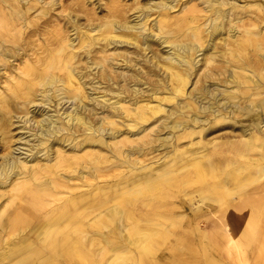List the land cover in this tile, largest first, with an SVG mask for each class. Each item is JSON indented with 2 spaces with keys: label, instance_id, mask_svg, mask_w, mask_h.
<instances>
[{
  "label": "bare ground",
  "instance_id": "bare-ground-1",
  "mask_svg": "<svg viewBox=\"0 0 264 264\" xmlns=\"http://www.w3.org/2000/svg\"><path fill=\"white\" fill-rule=\"evenodd\" d=\"M2 1L8 3L6 0ZM21 1L29 0H16L17 5L10 6L11 11L0 12V26L8 25V34L12 37L17 35L11 31L17 24H20L18 29L26 24L24 23L25 11L21 9ZM35 1L40 2L42 0ZM109 1L116 4L119 0ZM178 1H181V3L176 14L178 15L179 12L182 14L171 18L174 15L171 16L167 11L174 10L175 3ZM242 1L145 0L142 5L136 6L137 8L135 9H137L138 13L134 14L135 16L130 19L125 17L124 6L121 10V7H116L117 5L113 7L114 4L112 3L111 6L113 8L109 9V6H105L108 14L106 13L98 22L94 20L96 23L92 21V24L84 25L87 26L84 30H77L78 21L72 15L69 16V19L74 21L72 29L76 30V35L72 37L71 34L68 37L56 35L54 42L56 41L57 43H54L56 45L51 48L47 47L41 51L31 50L29 52L27 47L16 44L14 47L10 46L12 39H2L0 41V64H3L1 65L2 70L0 67V83H4L1 87L3 89L0 91V107L4 109L0 115V197L4 196V200L6 199L5 202L2 200L3 203L0 204V226L3 223V215L7 208L12 204H16L17 198L24 202H19L18 206H32L36 212L44 213L46 215L44 221L47 220L43 229L34 235L32 232L27 231L13 235L12 246L0 254V264H41L45 262L61 264V257H65L70 261L76 254V257L79 256L81 262L83 259L88 260L89 258L90 260L94 255H90L91 257L87 258L84 255L88 251L83 254L82 251L85 249H81V255L85 258L81 257L79 251L82 246L79 248L77 244L80 242L79 240L77 241L79 237L81 239L87 237V232L82 230L85 226L83 227L82 224L81 227L83 228L81 229L80 225H75V223L81 222V219L77 222L74 219L76 215H72L73 218L61 221L60 217L55 218V215H50L54 218L48 217L49 213H52L59 206L65 204L67 200L71 199L67 195L66 199H63L62 194H66L68 190V194L75 190L80 192L89 189L92 192L95 189L113 190L119 188L118 184L123 183L119 180L114 181L115 179L110 182V177L119 175L122 178L131 170L130 173L132 175H141L143 154L157 152L156 155H153L157 162V171L155 172L158 173V177L155 178L157 181L169 178L172 172L175 171L172 169L168 172L170 166L168 162L173 160L176 155L181 157V161L182 158H189L192 165L199 163L202 165L204 162H201L203 161L201 159L207 157L206 160L210 159L208 170L199 165V171L196 170V174L197 172L200 173L199 178H203L206 181L208 177L205 178V176H210L215 172L213 163L218 164L216 157L224 154L222 153L223 150H233L234 157L235 155L242 157L254 145L264 147V121H257L259 118L262 119L264 117V83H262V79H264V26H260V23L256 21L258 19L264 22V16L251 11L255 15V19L252 20L250 13L251 16H245L244 14L252 10V8L258 12L264 11V2L260 0L252 2ZM43 2L49 4V6L55 7L56 5L55 0H43ZM117 4L121 5L122 2ZM136 5H138V2ZM125 6L127 5L125 4ZM30 8L28 7L27 9ZM152 10H156L158 13L149 24L150 11ZM130 11L132 12L133 10ZM6 13L10 15L6 16ZM38 13L47 14L46 9L43 7L38 10ZM71 14L73 13L71 12ZM84 26L82 25V27ZM4 42L11 43L5 45ZM122 42L125 45H120ZM152 43L166 48L163 50L160 48L161 51L159 52L161 53L149 52L150 55L148 56L146 50H151L150 46ZM126 44H135L134 49H128ZM250 50L260 57L258 61H254L257 66L245 61L247 58H249L248 60L257 59V57L251 58L249 55ZM18 58L20 60L15 63V59ZM218 58L221 59L219 61L221 63L215 64ZM125 68L126 73H124ZM219 74H224V77H220ZM140 84L145 86L141 87L139 86ZM191 84L192 86L189 89ZM91 88L93 92L90 93L88 90H91ZM94 93L95 96H90V94ZM66 102H69V104L64 105ZM238 122L242 123L237 124ZM226 127L230 128V130L240 131L241 136L229 140H226V136L224 137L225 140L222 139V136L217 138L216 134L212 138L208 137L210 133L223 128L226 129ZM226 130L228 131V129ZM194 134L196 136L193 138ZM226 135L230 134L227 133ZM231 136L233 135L231 134ZM204 137L205 139L202 140ZM185 138H188L187 141L192 138L189 142L192 147L193 143H199L196 145V147L200 145L199 148L197 147L199 150H193L192 148L193 151L191 153L189 144L185 146L182 141ZM105 149L107 150L105 151ZM186 153L188 154L185 157ZM261 157L264 156H257V159ZM244 158H247V156H244ZM175 159L177 158L175 157ZM108 160H110L109 165L99 164ZM241 160L244 162L243 159ZM223 162H226V164L230 163L229 160H224ZM192 165L190 164V166ZM235 165L238 167L237 164ZM111 166H113L111 168L112 171L109 172L108 169L106 171L105 168ZM219 171L217 173L218 177L224 174H219ZM249 172L251 171L249 170ZM154 175H150L148 179L151 181ZM234 177L236 178V175ZM262 177H264V165L260 167L258 175L251 181L262 179ZM189 178L191 180V177ZM130 179L132 178L130 177ZM130 179L128 178L127 181ZM195 179L194 181L197 182L198 179ZM141 180L143 181L142 178ZM141 180L135 183L136 186L142 182ZM177 180L179 179L177 178ZM108 182L110 183L108 184ZM224 182L226 180L223 181V185H225ZM197 183L199 184V182ZM213 183H215V180ZM255 183L254 189H256ZM210 184L212 183L210 182ZM205 185L208 186V182ZM242 185L241 183L240 186ZM61 186H65L66 190L60 189L59 187ZM133 186H131V189ZM164 186L168 188L166 185ZM121 188H124V186H121ZM128 189L125 187L123 192H128ZM237 189H243V187L236 188L235 186L234 192L228 191V193L241 195ZM262 190L264 189L260 191ZM117 191H113V196L116 197L117 201H112V195L107 196V191L105 196L103 195L104 197L99 198L102 208L97 212H93L94 214L91 213L93 214L92 216L87 215L85 217L86 219L91 216L87 218L89 224L102 226L109 232L112 231L110 225L113 222L116 228L124 226L123 215H126V213L123 208V202L120 200V197H123V195L120 196L123 192L122 190ZM241 191L243 192V190ZM98 192L95 191L94 193ZM250 192L249 190V197L255 194L254 192L250 195ZM262 192H257L258 196L261 195L260 198L264 195ZM217 193H220V191ZM217 193H215V196ZM234 195L231 198H234ZM222 197L220 196L219 199L221 200ZM239 197L238 199L241 200L242 195ZM253 198L255 201L254 196ZM85 199L87 200V198ZM238 199L236 198L235 201ZM74 200L69 201V203L72 202L73 205ZM248 200L246 199L244 203L249 202ZM260 201L261 199L259 200L258 197L256 203H252L258 205ZM133 202L135 203V201ZM85 204L88 205V202ZM92 204L93 202L88 206L91 207L90 205ZM95 204L98 205V202ZM231 204L230 207L233 208L236 206L241 209L245 206L234 204L231 206ZM74 205L76 204L74 203ZM84 207L82 206V208ZM94 207L97 208L96 206ZM94 207L92 205L91 210L86 208V212L88 210L90 212L94 211ZM65 208L67 209L68 207ZM73 208L76 210L82 209L81 207L77 209L75 206ZM27 211L24 213H27ZM57 211L59 212L61 209L59 210L58 208ZM81 211L83 210H80V214ZM131 211L133 212L134 210ZM136 211L138 210L135 209V213ZM239 211L238 213H240ZM246 216H249V214ZM15 220L18 219L15 218ZM165 220L167 221V218ZM254 220L256 219L254 218ZM168 222L170 223V221ZM131 224V226H126L125 228L127 231L125 230L126 233L125 235L123 234L125 236L124 239L128 243H136L135 246L138 248L139 256L141 254L147 255H141L139 259L135 258L134 251L129 248L130 245L127 247L121 241L110 240L109 232L106 235L107 233L105 234L97 228L91 231L90 235L92 238H89L99 243L96 252L102 261L107 259L109 264L153 263V261H146L145 259L148 255L153 257L155 254L152 250H149L150 248L152 249L153 239L155 238L152 233L153 229L141 227L138 221H133ZM131 236H134L136 240H133L134 238L132 239ZM187 236L185 239L188 238ZM31 237L34 239L31 240ZM232 239H234V235ZM253 240L244 242V245L248 246L251 242L249 247L256 249L259 242ZM213 242H216V240ZM213 242L212 245H214ZM88 243L90 244V242ZM235 243L240 258L245 264L250 256L247 255L246 249L237 244V241ZM224 245L226 244L224 243ZM154 247L158 248L155 245ZM89 249L92 248L90 247ZM192 250L195 249L192 248ZM261 252V254H255V257H257L255 260L264 263V250ZM106 255L107 258L105 257ZM168 259L169 257L162 254L154 262L155 264L175 263L174 260L170 262ZM96 262L98 263L99 261L96 260L93 264ZM176 262L178 264L186 263L179 260ZM103 263L106 264L105 261Z\"/></svg>",
  "mask_w": 264,
  "mask_h": 264
},
{
  "label": "rangeland",
  "instance_id": "rangeland-1",
  "mask_svg": "<svg viewBox=\"0 0 264 264\" xmlns=\"http://www.w3.org/2000/svg\"><path fill=\"white\" fill-rule=\"evenodd\" d=\"M6 1L8 3L0 0V12H6V11L9 12V11H11L10 6L17 5L16 0H6ZM98 1L99 0H55V4H56V5L54 4L55 7L54 6H49V4L44 3L43 0L40 1V2H36L35 0L21 1V5H22L21 9L25 11V15H24L25 22L24 23H26V24H24L22 26V28H20V29H18L19 26H20V24H17L11 30V31L14 32V33L12 32L13 34H17L14 37H12V36H10L8 34V31H9V29L7 28V27H9L8 25L0 26V29L2 30L0 32V41L2 39H5V40H11L12 39V41H11L12 43L11 42H4L5 45L11 43L10 46H12V47H14L15 44L18 45V46L27 47V48H29V52H31V50L41 51L42 49H45L47 47H50L51 48L52 46H55L56 45V44H54V43H57L56 41L54 42V38L56 37V35L57 36H65V37H68V35H70V34H71V37L76 35V30L72 29V26L74 25V21L71 20V19H69V16H71V15L74 17V19L76 21H78V23H77V26H78L77 30H84V29L87 28V26L89 24H92V21H93V23H96V22H98L100 20V18L104 17V15H106V13L108 14V10L105 8V6H107V7L109 6L108 7L109 9L110 8H113L115 5H117L116 7H119V8L121 7V10L124 8L123 11H125V17H127L128 19H130V18H133L136 15V13H138L137 12V9H135V8H137L139 6V4L142 5V3L145 0H138V1L137 0H119L117 3L122 2L121 5L120 4H117V3L115 4V3H113V2H111L109 0H100L99 2ZM131 1L134 2V3H132ZM240 1H242V0H240ZM244 1L245 2L246 1L252 2L254 0H243L242 2H244ZM256 1H259V0H256ZM260 1L264 2V0H260ZM109 2L111 3L110 5H109ZM137 2H138V5H136ZM112 3L114 4L113 7L111 6ZM124 3L127 6H125ZM180 3H181V1L176 2L175 3L176 5L173 8L174 10L167 11L168 14H170L171 16L174 15L171 18H174L175 16H179V15L182 14L181 12H179L180 14L178 13V15L176 14L177 13L178 6L180 5ZM18 5H19V3H18ZM128 5H129V8H128ZM28 7H31V8L30 9H27ZM42 7L46 9L47 14L44 15V14L38 13V10L40 8H42ZM129 9L130 10H133V11L131 12ZM134 10H136V11H134ZM164 10L166 11V9H164ZM68 11H70V12L68 13ZM251 11L253 13H255V14L260 13V16H264V11L258 12L256 10H254V8H252V10L248 11L247 13H244L245 16H251L252 15V18H251L252 20L255 19V15L252 14ZM71 12L73 14H71ZM160 12H161V10H160ZM157 13H158V11H156V10L150 11V15L151 16L149 17L150 18L149 19V24L154 20V18L156 17ZM6 14H7L6 16H9L10 15L9 13H6ZM90 17H91V19H90ZM94 20L96 22H94ZM256 21H258L260 23L259 24L260 26H264V22H261L258 19ZM78 24H80V25H78ZM82 25L83 26L84 25H87V26L82 27ZM51 27H52V29H51ZM54 27L55 28L57 27V28L55 29ZM19 30H21V31H19ZM50 38H52V39H50ZM76 41H77V38H76ZM76 41H75V43H76ZM31 44H32V46H31ZM48 44H49V46H48ZM120 45H125V43L122 42ZM126 45L128 46V49H134V46H135V44H133V45L132 44H126ZM160 48L163 50L166 47L162 48L161 45H158L156 43H152L151 46H150V49L151 50L150 51H148V49L146 50L147 51V55L149 56L152 51L153 52H156V53H161V52H159V51H161ZM155 49H157V50H155ZM249 49H250V47H249ZM250 51L251 52H250L249 55L251 56V58L252 57H255V58L257 57V59L252 58L253 60H248L249 58H247L245 61L247 63L251 64V65L257 66L256 64H254V61H258L260 59V57L259 56H256L252 50H250ZM128 55H130V54H128ZM19 60H20L19 58L18 59H15L14 62L16 63ZM219 61H221V59L218 58V60H216L215 64L216 63L217 64L221 63ZM1 65H3V64H0V67H1ZM124 65H123V67H124ZM138 67H139V65H138ZM2 69L3 68L1 67V70ZM124 70H125V72H124ZM124 70H122V71L124 73H126V68ZM129 73H130V71H129ZM219 76L223 78L224 77V74H219ZM1 83H0V91H2L3 88H1V87L4 84L3 82H1ZM262 83H264V79H262ZM139 86L143 87L145 85L144 84L143 85L140 84ZM191 86H192V84L189 86V89H190ZM88 91L91 93V92H93V89L91 88V90H88ZM90 96H92V97L95 96V93L94 94H90ZM95 102H97V101H95ZM67 104H69V102H66L64 105H67ZM3 111H4V109L2 107H0V115H1V113ZM261 120L264 121V117H262V119L259 118L257 121L259 122ZM244 121H246V120H244ZM241 123L242 122H238L237 124H241ZM223 129H220V130H217L216 132L214 131V132L210 133L208 135V137L209 138H212L216 134L217 138H221V136H222V139L223 140H225V138H226V140H229L231 138H237V137H240L241 136V133L238 130H236V131H238V132H236L235 129H232L231 128L232 130H230V128H227V127H226V129H228V131L225 128H223ZM221 131H222V133H221ZM235 132H236V134H235ZM227 133L230 134V135H226ZM221 134H223V135H221ZM231 134L233 136H231ZM195 136L196 135L194 134L193 135V138ZM204 139H205V137L202 140H204ZM187 140H188V138H185L184 140H182L185 143V146H186V144L187 145L189 144V142H190V140H192V138L189 139V141H187ZM198 144L199 143H197V144L196 143H193L192 144L193 147L191 146V144L188 145L189 146V150L191 149L190 150L191 153H192L193 150H197V151L199 150L198 148L200 147V145H199V147L197 146L198 148L196 147V145H198ZM253 147H255V149H253ZM192 148H193V150H192ZM106 150L107 149H105V151ZM248 150L249 151H247L246 154L244 155L245 157L247 156V158H244V156L240 157V155H235V157H234V151L233 150H230V151L229 150H223L222 153H224V154H220L219 156H217L216 157L217 159L215 158L216 161L218 162V164L213 163V166L215 165V167H214V171L215 172H213L212 175H210V176L209 175H206L205 178L208 177L207 178L208 180H206V181H204L203 178H199L200 177L199 176L200 173L197 172V174H196V170L199 171L198 170V165L200 167L204 168L205 170H208V167L210 165V163H209V160L210 159H207L206 160L207 157L206 158L203 157L201 159L203 161L200 160L201 162H204V163H202L203 166L201 165V163H199L197 165L196 164H193L195 166L194 167L192 165L191 160H189V158H182V161H181V157H178L176 155L175 157L177 159H175V157H174L173 160H171V161L169 160V162H168V164L170 163V166H172V167L169 166L168 172H170L172 169L175 170V171L172 172V175L169 178H166V179L161 180V181H157V179H155V178L158 177V173H155L157 171L156 170L157 162L155 161L156 158L155 157L153 158V155H156L157 152H154L152 154H143L142 155V156H144L143 157V162H142L143 164H142V168L140 170L141 173H142L141 175H136V174L135 175H132L130 173L132 171L131 170V171H128V173H126V175L124 177H122V178H121V176L119 177V175H115L114 176L115 178L114 177H110L111 178L110 182H113L112 180L115 179L114 181H118L119 180V181H122L123 184L120 183V184H118L119 188H116V189H113V190L112 189H108V190H106L107 192L104 189H99V190H96L95 189V190H93L94 192L95 191L96 192L100 191V192H98V193L95 194L94 192H92L91 189L85 190V191L82 189L83 190L82 192H80L79 190H77V191L75 190V191H71V194H68V191H69L68 190L67 193L66 194H62V196H63V199L64 200L66 199V195L69 196L72 200L75 199L73 201V205H72V202L69 203V201H72L71 199H69V200L66 201L65 204L61 205L62 207L61 206L58 207L59 210L61 209V211L58 212L57 211L58 208H57L52 213L50 212L48 217H51V216L55 215L54 216L55 218H59L60 217L59 219L61 221H65V220H69V219L73 218L72 215H74V216L76 215L75 217H77V216L78 217L77 218L74 217V219L77 220V222L80 221V219H81V222L75 223V225L77 224L76 226L80 225L79 227H81V225L83 224V227L85 226V228L82 229L83 227H81V229L87 232V237L88 238L91 237V235H90L91 234V231L92 230L94 231L97 228H98V230L100 229V231H103V233H105V234L107 233L106 235H108V232L109 231H107V229L103 228L102 226H98L96 224H89V222L87 221V218L88 217L90 218L94 214L93 212H97L99 209L102 208L101 205H100L101 202L99 201V198L102 197L103 195L105 196V192H106L107 196L108 195L109 196L112 195V201L113 200H116L117 201L116 197L113 196V193H114L113 191L118 190L117 192H119V191L122 190V192H123L124 188L126 187V188H129L127 190L128 192H125L124 191L123 194L120 195V196L123 195L122 198L119 196L120 197V200L123 202V205H124L123 208H124L125 213H126V215L125 214L123 215L124 216V221L123 222H124V226L125 227L124 226H120V228H116V227H114V225H113L114 222H113L110 225L112 227V231H111L112 233L109 232V236H110V240L117 241V242H120L121 241V243H124V245L125 246L127 245V247L130 245L129 248L132 249V251H134L133 254H134V257L135 258L139 259L141 255H147V254H141L139 256L140 253L138 252V248L135 246L136 243L135 242H129L128 243V241L124 239V237H125L124 235H125V233L127 231L125 229L126 226L127 227L128 226H131L132 225L131 223L133 221H138L141 224V227L148 228V229H153V232L152 233L155 236V238L157 237V239H155L154 236L151 234V236L154 239H153L152 249L150 248L149 250H152V252L155 253L154 256L151 257L150 255H148L147 258H145L146 261H153L154 264H155L154 261H156L157 257H161L162 254L163 255H166V257H169L168 260L170 262H172L173 260L175 261V263L172 262L171 264H178L176 262L178 260L179 261H185L186 262V263L184 262L185 264H195V263L196 264H223V263L224 264H243V261L240 258V255H239V253H238V251L236 249V246H237L236 243H235L236 241H237V244H239L241 247H243V249H246L247 250L246 253H247L248 256H250L249 260H247V262H245V264H258V263L259 264H264V263H262L259 260H255L257 258L255 256L257 254H261L262 253L261 251L264 250V195H262V197L260 198L261 195L258 196V194H257V192L259 193V192L264 191V190L260 191L261 189H264V187H262V186H264V177H262V179L259 178V179H256L255 181H251L254 177H256L258 175V171H259L260 167H262V165H264V157L259 158L260 160L257 159V156H261V155L264 156V147H258L256 145H254L251 148H249ZM104 154H106V153H104ZM187 154L188 153L185 154V157L187 156ZM228 155L231 157V159H230V157ZM179 159H180V161H179ZM240 159H243L244 162H242V160L240 161ZM144 160H146V162H144ZM175 160H177L179 162H177ZM224 160H229L230 163L229 164L228 163L226 164V162H223ZM239 161H240L241 164L243 163L242 164L243 167L239 163ZM183 162H184V166H183ZM250 162H251V164H249ZM174 163H175L176 166L174 165ZM177 163H178L179 167H178ZM238 163H239V165H238ZM99 164H105V165L107 164V165H109L110 164V160H108V161H102ZM190 164L192 166H190ZM235 164H237L238 167H236ZM150 165L151 166L153 165V166L151 167ZM182 166H183V168L181 169ZM112 167L113 166L107 167L105 169H106V171L108 169V171L111 172L112 171L111 170ZM217 169H218V171L221 170V171H219L220 172L219 174L224 173V174H222L223 176L220 175V177H218V174H217L218 171H217ZM223 169L224 170L226 169V170L224 171ZM249 170L251 172H249ZM186 171H187V173H186ZM191 171H193V172H191ZM229 171H231V172H229ZM233 171H235V172H233ZM239 172H240V174L242 173L243 175L242 174L241 175L238 174ZM248 172H249L250 175L248 174ZM252 172H254L256 175L254 173H253L254 174L253 175ZM245 173H247V174H245ZM152 174H155V175L153 176V179H151V181H150L148 178H150V175H152ZM187 174H189V175H187ZM235 175H236V178L234 177ZM244 175H245V177H244ZM134 176H136L137 178L135 177V179H134ZM241 176H243V177H241ZM130 177L132 179H130ZM183 177H184V179H182ZM189 177H191V180H190ZM128 178L130 179L129 181H127ZM141 178L143 179V181L141 180ZM177 178L179 180H177ZM195 178L198 179L197 182H199V184L196 181H194ZM220 178H221V180H220ZM123 179H124V181H123ZM186 179H187V183H186ZM197 179H195V180H197ZM233 179H235V180H233ZM246 179H248V180H246ZM140 180L142 182L139 183V184H137V186H136L135 183H137ZM202 180H203V182H202ZM214 180H215V183H213ZM224 180H226V182H224V184L226 186L223 185V181ZM110 182H108V184ZM178 182L180 183V185H179ZM207 182H208V186L205 185V184H207ZM210 182L212 184H210ZM244 182H245V185H244ZM158 183H159L160 186L158 185ZM188 183H190V184H188ZM241 183L243 184L242 186H240ZM254 183L256 185L255 186L256 189H254V187H253L254 186ZM63 184H65V182H63ZM174 184H175V186H174ZM201 184H202V186H201ZM120 185L122 187L124 186V188H121ZM164 185H166L168 188H166ZM131 186H133L132 189H131ZM203 186H204V188H203ZM235 186H236V188L237 187H239V188L240 187H243V189H237L241 193L242 197H241V195H236L235 193H232L233 195L235 194L234 195V198L235 199L234 198H231L233 195L232 194H229L228 191H231V192L233 191L234 192V187ZM162 187H163V189H161ZM187 187H189V188H187ZM59 188L62 189V190H66V187L65 186L64 187L61 186ZM54 190H55V188H54ZM241 190H243V192ZM249 190L251 191L250 192V195L255 192V194L254 195H251V197H249ZM144 191H146V192H144ZM158 191H160V192H158ZM216 191L217 192L220 191V193H217ZM163 193H165V194H163ZM215 193H217L216 196H215ZM79 194H80V196H79ZM81 194H83V195H81ZM218 194H221V195H218ZM262 194H264V192H262ZM159 195H160V197H158ZM161 195H163V196H161ZM140 196H142V197H140ZM220 196L221 197L223 196L221 200L219 199ZM239 196L241 197V200L238 199ZM253 196L256 199L255 201H254V198L252 199ZM77 197H78V199H77ZM90 197H91V199H90ZM124 197H126V198H124ZM194 197H195V199H194ZM258 197H259V200L261 199L260 204H258V205L255 204L254 205V203H256ZM4 198H5L4 196L0 197V204L3 203L2 200H4ZM85 198H87V200ZM197 198L200 200V202H199V200ZM227 198L229 200L230 199L231 200L229 201ZM236 198L238 199L237 201H235ZM84 199H85V201H84ZM154 199H156V200H154ZM202 199H203V201H202ZM246 199L247 200L249 199L248 200L249 202L244 203V201ZM123 200H125V201H123ZM141 200H143V201H141ZM214 200H215L216 203L215 202L213 203ZM5 201H6V199L4 200V202ZM95 201L98 202V205L95 204L96 203ZM133 201H135V203ZM159 201H160V203H159ZM231 201L232 202H235V203H232ZM16 202H17L16 204H12L11 206H9L7 208V210H6V212L3 215V217H4L3 218V223L0 226V254L2 252H5L8 248H10V246H12L13 242H11V241H12V236L13 235H15V234L17 235L18 233H21L23 231L32 232L33 235H34L39 230H42L43 227H44V225L47 222V220L44 221V219H46V217H45L46 215L44 213H39L38 211L36 212V210L33 209V207L32 206H29V205L28 206H18L19 205L18 204L19 202H23L21 200H18V198H17ZM87 202H88V205L93 202V204H92L93 207L96 206L97 208L94 207V211L92 210L90 212V210L92 209L91 208L92 205H90L91 207H89L87 204H85ZM152 202H153V204H151ZM252 202H254V203H252ZM74 203L76 205H74ZM80 203H83V204H80ZM70 204H71V206H70ZM230 204H231V206L233 204L234 205H240V206L241 205H245V206L242 207L243 209L242 208L240 209V208H238L236 206H235V208L230 207ZM64 205H68V206H64ZM156 205H157V207H156ZM74 206L77 207V209H80V207L82 208V206H85V207L82 208V209H80V210H83V211H81V214H80V210H76L75 208H73ZM128 206H129V208H128ZM153 206H154V208H152ZM65 207H68L69 209L67 208L68 209L67 210ZM70 207H71V209H70ZM86 208H88L90 210L87 209L88 211L86 212ZM134 208L136 210H138V211H136L137 214L135 213V209ZM130 209L131 210H134V211L132 212ZM239 209H240V211H239ZM25 210L26 211L28 210L27 213H24V212H26ZM69 210H71V211L69 212ZM84 210H85V212H84ZM72 211H75V212H72ZM127 211H128V213H127ZM142 211L143 212L145 211V212L143 213ZM238 211L240 213H238ZM91 213H93V214H91ZM225 213H226V215H225ZM62 214H63V216H62ZM248 214H249V216H246ZM87 215H91V216H88L85 219V217ZM130 216H131V219H130ZM175 216H177V217H175ZM54 217H51V218H54ZM163 217H164V220H163ZM253 217L256 220H254ZM15 218L18 219V220H15ZM166 218H167V221L165 220ZM216 220H217V222H216ZM243 220H244V223H243ZM168 221H170V223ZM153 222H154V224H153ZM157 222L160 223V224H158ZM219 222L221 223V225H220ZM211 224H212V226H211ZM175 225H176L177 228L175 227ZM215 225H217V226L215 227ZM246 226H248L249 228L246 227ZM246 228H248V229H246ZM223 229H225V230H223ZM117 230L119 231L118 232L119 234L117 233ZM105 231H107V232H105ZM120 231H122V232H120ZM246 231L248 232V234H247ZM86 232H84V233L86 234ZM231 232H232V235H231ZM244 232L246 233V235H244L245 234ZM159 233H160V235H159ZM227 233H228V235H227ZM177 234H179V235H177ZM114 235H115V237H114ZM185 235L186 236L188 235L187 236L188 238L185 239V237H186ZM233 235H234V239L235 240L232 239V236ZM96 236H98V235H96ZM134 236H135V234H134ZM134 236H131V238L132 239L134 238L133 240H136V238H135L136 236L135 237ZM87 237L86 238H82V239H81V237H79L77 239V241L78 240L80 241L78 243L76 242L78 244L79 248L82 246V248H80L79 253L81 255L82 252L84 254V253H86L88 251L86 253L87 255L85 254L84 256L85 257L87 256V258H88V257H91L92 255H94V256H92V258L95 257L96 259L95 258H93V259L90 258V260H89V258H88V260H89L88 261V260H85V259L81 258V259H83V261L81 262L79 256L76 257V255H77L76 254L74 256L75 258L73 257L72 260H70V261H68V259H66L65 257H61L60 258V263L61 264H81V263L82 264L83 263L84 264H93L96 260L99 261L100 264H104L103 261H105V263H106V261H108L107 259L102 261V259L99 258L100 256L97 255V252L96 251H97V249L99 247V243L97 241H95L96 242L95 243L94 240L91 239L92 237L89 238L91 241ZM140 237H142V235H140ZM178 238H180V239H178ZM205 238H206L207 241L205 240ZM239 238H240V240H239ZM30 239L32 240L34 238L31 237ZM85 239H87L88 241L85 240ZM253 239H255V240H253ZM82 240H83V242H82ZM154 240H155V242H154ZM215 240H216V242H213ZM249 240H253V241H256V242L258 241L259 242V245L256 247V249L255 248L251 249L249 247V245H250L251 242L248 244V246H245L244 245L245 244L244 242L249 241ZM173 241H174V243H173ZM229 241H232V242H229ZM18 242H20V241H18ZM18 242H16V243H18ZM88 242H90V244ZM212 242H213L214 245H212ZM224 243L226 245H224ZM131 245H133L134 247L131 246ZM154 245L156 247L158 246V248H155ZM89 246L92 249H89L90 248ZM159 246H160V248H159ZM93 247H95V248H93ZM226 247H228V248H226ZM192 248L195 249V250H192ZM81 249L82 250L85 249V250L82 251ZM219 249H222V250L219 251ZM224 249H226V250H224ZM93 250H95L94 253H96V254L92 253ZM135 251H136V253H135ZM79 253H78V255H79ZM205 254H206V256H204ZM84 256L81 255V257H84ZM105 257L107 258V255ZM174 257H177V258H174ZM221 257H222V260H221ZM0 258H1V256H0ZM184 258H185V260H184ZM64 259H65V261H64ZM207 260H208V262H207ZM87 261H88V263H86ZM99 262L98 263L96 262L95 264H99ZM41 264H50V263L45 262V263H41ZM106 264H109V261Z\"/></svg>",
  "mask_w": 264,
  "mask_h": 264
}]
</instances>
